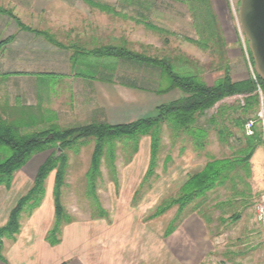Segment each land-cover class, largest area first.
Wrapping results in <instances>:
<instances>
[{
  "label": "crops",
  "instance_id": "0c3cea01",
  "mask_svg": "<svg viewBox=\"0 0 264 264\" xmlns=\"http://www.w3.org/2000/svg\"><path fill=\"white\" fill-rule=\"evenodd\" d=\"M212 2L218 15L225 0ZM0 7L14 15L0 11V114L10 122L30 125L26 112L33 108L41 112V125L49 127L128 123L158 115L160 105L183 95L170 87L172 80L163 83L167 74L159 63L101 52L113 46L156 57L164 48L159 40L178 33L180 22L194 27L182 0H0ZM51 80L53 86H48ZM169 138L168 161L164 159L156 179H182V184L204 166L206 149L190 147L192 140L181 130L175 129ZM147 152L151 153V137L145 135L136 155ZM42 153L18 170L9 186L0 185V229L32 187L49 154ZM251 164L257 173L263 169L264 177V166ZM54 179L51 173L41 204L22 212L15 237L0 235V264H122L115 242L106 233L111 216L123 214L121 201L103 204L108 219L73 220L62 227L59 243L47 240L55 220ZM196 233L201 235V228L190 216L167 238L163 246L170 264L175 257L181 264L200 263L207 251L201 254L204 241L194 239ZM150 246L156 254L158 240H151Z\"/></svg>",
  "mask_w": 264,
  "mask_h": 264
},
{
  "label": "rangeland",
  "instance_id": "374dc122",
  "mask_svg": "<svg viewBox=\"0 0 264 264\" xmlns=\"http://www.w3.org/2000/svg\"><path fill=\"white\" fill-rule=\"evenodd\" d=\"M239 4L240 0H225L224 7L219 10L217 15L225 38L226 50L223 57L225 60L221 58V54L213 50L214 48L203 49L193 43L190 38H198L197 31L191 24L182 25L181 22L178 25L180 27L178 33L171 34L172 36H168L169 39L163 37L159 40L164 48L157 51L155 56L171 59L173 68L179 72L184 73L188 67L190 71L199 70L201 77L209 84L224 76V69L219 67L223 60L228 62L230 75L234 81L252 79L254 62L250 54L248 39L241 29L238 16ZM183 7L188 11L186 6ZM184 8L182 9L184 10ZM169 81L171 79L166 75L163 83L166 84ZM49 83L48 86H53L54 81L51 80ZM220 104V107L225 106L227 110L222 116H218V122L212 126L203 123V126L209 129V134L205 138L207 141L204 148L207 151L206 158L208 154L213 157L238 155V150L243 147L241 146L242 142H240V139L243 138V132L237 124V118L242 116L246 119L255 112L243 113L241 106L239 107L232 95L225 98ZM216 108L214 109L216 110ZM214 109L210 111L211 115L215 112ZM26 113L30 115V125L23 127V125L16 123L20 128H23V132L29 133L49 127L48 124L41 125V112L30 108ZM220 130L224 131L223 139H227V142L221 140L222 132ZM170 131L173 135L175 129L169 122H163V139L157 167L155 174L149 177L152 186L148 183L149 181L144 184L143 196L137 205L132 203L133 196L131 197L130 194H134L140 187L150 164L151 153L136 155L134 148L138 136H120V141L116 142V158L114 159L118 184L112 180L114 173L111 169L110 158L104 157L103 159L102 175L99 178L97 188L99 200L108 206L111 203H118V201L122 203L120 210L123 214L115 216V218L111 216V222L108 223L109 230L106 232L108 238H111V242H115L116 248H118L116 254L118 260H121L122 264H148V261L152 262L150 264H170L172 260L163 245H165L167 238L182 225L184 220L191 216V219L194 217L201 228V235L198 236L196 233L194 239L204 241L201 244L202 255L204 251H207L198 264H264V226L257 221L256 216V203L264 189V177L263 169L257 173L255 168H252V164H250L251 176L245 177L246 183L241 182L238 186L239 189L245 191L244 196L231 197L233 192L225 187L210 191L206 200L198 207V210L202 212L199 211L198 213V210L191 211L187 208L186 217L169 236L165 237L164 231L168 222L176 215L177 206H173L161 216L153 219L148 218L164 198L175 196L181 186L182 179H156L159 172H162L164 159H166L165 162L168 161L166 155H168L169 146L172 143L169 138ZM75 145V148L81 146L78 151L69 150L70 158L62 202L76 219L92 222L97 218H92L94 210L91 212L90 200L86 195L85 179L95 140L93 137L85 138L83 142H78ZM189 146L193 147L194 144L189 142ZM12 152L13 150L9 145L0 144V162L9 157ZM51 152L52 149L42 154L47 155ZM39 153L34 154L29 163L34 161ZM254 154L251 163L253 161L256 167L260 164L263 168L264 144L260 145ZM200 161L204 163L202 157ZM241 173L244 174V172ZM120 193L122 194L120 195L121 199L119 198ZM220 201H224L222 205L224 214L217 206ZM234 212H240L241 217L237 220L232 219L230 216ZM102 223H104L103 220ZM203 230L206 232L205 237ZM119 240L123 243L118 244L117 241ZM151 240H158L159 242V249L156 254L150 246ZM204 244L205 246H203ZM100 245L102 246V244ZM150 255L152 256L151 259ZM174 261V264H181L176 257Z\"/></svg>",
  "mask_w": 264,
  "mask_h": 264
},
{
  "label": "trees",
  "instance_id": "16d2710c",
  "mask_svg": "<svg viewBox=\"0 0 264 264\" xmlns=\"http://www.w3.org/2000/svg\"><path fill=\"white\" fill-rule=\"evenodd\" d=\"M182 1L189 8L194 27L199 36L196 39L190 38V40L203 49L214 48L213 50L221 54V58L224 59V52L226 50L225 38L212 0ZM0 11L13 15V12L6 8L0 7ZM50 39L52 40V38ZM101 52L109 55L124 54L130 58L159 63L164 67L165 73L171 77L172 84L170 87L180 89L183 95L169 103L160 105L158 115L156 116L143 117L121 124L91 123L70 128H60L59 126L52 125L46 129L27 133L23 132L22 128L15 123L3 118L0 114V144H7L13 150L9 157L0 162V185L9 186L14 174L34 154L52 149V152L48 154L44 162L39 166L32 187L19 199L12 209L7 225L0 229V235L6 234L12 238L15 237L20 230L22 212H31L41 204L46 192V180L54 172L53 196L55 202V220L48 231L47 240L52 244L61 241L62 227L66 223L76 220L62 202L63 188L66 185L65 178L70 158L69 150L78 151L81 145L75 148V144L83 142L85 138L93 137L95 140L90 166L86 172L85 179L86 195L90 200L91 212L94 210L92 218L108 219L110 215L109 210L103 206L98 197V181L102 175L101 167L103 159L107 157L110 158L111 169L114 173L112 180L116 184L119 183L115 175L114 159L116 158V142L120 141V136H138L134 151L137 150L142 136L148 135L151 137L150 164L140 187L135 191L132 199V203L137 205L142 199L144 184L149 181L148 183L152 186L149 177L155 174V168L157 167L163 139V122H169L173 129L186 133L189 139L192 140L195 150L202 152L207 145L205 138L209 134V129L203 126V123L205 122L208 126H212L218 122V116H222L227 110L225 106L220 107V103L225 98L236 93L249 92L251 94L246 98L245 105L239 107L242 108L243 113H253L258 109L259 98L256 94L252 93L255 89L254 81L250 78L234 81L230 75V66L227 61H224L225 59L219 66L224 69V76L209 84L201 77L199 70L190 71L189 67L188 70L185 69L184 73L175 70L173 62L169 58L150 57L113 46L104 48ZM261 81L264 84L262 79ZM217 104L215 112L212 115H207V111ZM246 120L247 118L245 119L242 116L237 118V124L243 132V138L240 139V142H242L241 146L243 147H240L238 150V155L213 157L208 154L204 166L189 175L188 179L179 187L178 193L175 196L164 198L148 216L149 219L156 218L163 215L173 206H177L176 215L166 225L164 231L165 237L169 236L180 226L187 215L185 213H188L186 212L187 208L191 211L198 210L199 205L206 200L210 191L219 187H225L233 192H231V197L244 196L245 191L238 188L239 183H246L245 177L249 178L251 176V158L256 149L263 144V136L260 129L257 128L256 133L252 136L245 135L244 123ZM220 132H222L221 140L227 142V139H223L225 136L224 131L220 130ZM58 148H61V151ZM241 172H244V174ZM223 202L220 201L217 206L224 214L225 211L222 208ZM199 211L202 212L198 210V213ZM230 217L237 220L241 217V213L234 212Z\"/></svg>",
  "mask_w": 264,
  "mask_h": 264
},
{
  "label": "water",
  "instance_id": "95a60500",
  "mask_svg": "<svg viewBox=\"0 0 264 264\" xmlns=\"http://www.w3.org/2000/svg\"><path fill=\"white\" fill-rule=\"evenodd\" d=\"M238 16L242 32L248 39L254 69L264 81V0H240Z\"/></svg>",
  "mask_w": 264,
  "mask_h": 264
},
{
  "label": "built area",
  "instance_id": "2783aa9c",
  "mask_svg": "<svg viewBox=\"0 0 264 264\" xmlns=\"http://www.w3.org/2000/svg\"><path fill=\"white\" fill-rule=\"evenodd\" d=\"M252 80L255 83V89L252 92L256 94L259 98V106L255 113H253L244 123V133L246 136H252L256 133L257 128L261 130L263 136L264 144V84L262 83L259 75L256 73L255 69L252 67ZM251 93H236L232 95L233 99H236L239 106H244L246 103V98ZM218 105L210 108L207 111V115H211L210 111L216 108ZM215 110V109H214ZM256 216L257 221L264 226V189L260 193L259 199L256 203Z\"/></svg>",
  "mask_w": 264,
  "mask_h": 264
}]
</instances>
